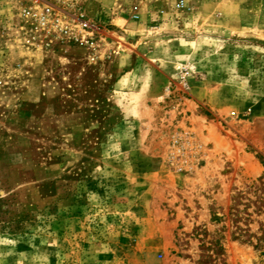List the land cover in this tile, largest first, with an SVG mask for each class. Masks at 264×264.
Here are the masks:
<instances>
[{
  "label": "rangeland",
  "instance_id": "1",
  "mask_svg": "<svg viewBox=\"0 0 264 264\" xmlns=\"http://www.w3.org/2000/svg\"><path fill=\"white\" fill-rule=\"evenodd\" d=\"M85 5L94 61L0 0V264H264V0Z\"/></svg>",
  "mask_w": 264,
  "mask_h": 264
},
{
  "label": "built area",
  "instance_id": "2",
  "mask_svg": "<svg viewBox=\"0 0 264 264\" xmlns=\"http://www.w3.org/2000/svg\"><path fill=\"white\" fill-rule=\"evenodd\" d=\"M13 1L26 43L38 47L81 45L91 50L89 57L96 60L98 28L87 16V0Z\"/></svg>",
  "mask_w": 264,
  "mask_h": 264
}]
</instances>
